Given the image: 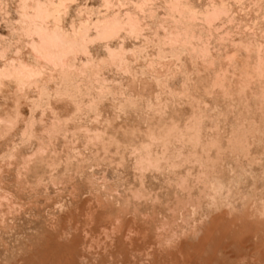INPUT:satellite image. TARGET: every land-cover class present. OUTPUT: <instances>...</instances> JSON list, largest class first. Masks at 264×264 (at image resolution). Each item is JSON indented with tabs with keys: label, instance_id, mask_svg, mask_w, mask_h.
I'll list each match as a JSON object with an SVG mask.
<instances>
[{
	"label": "clouds",
	"instance_id": "obj_1",
	"mask_svg": "<svg viewBox=\"0 0 264 264\" xmlns=\"http://www.w3.org/2000/svg\"><path fill=\"white\" fill-rule=\"evenodd\" d=\"M0 264H264V0H0Z\"/></svg>",
	"mask_w": 264,
	"mask_h": 264
}]
</instances>
